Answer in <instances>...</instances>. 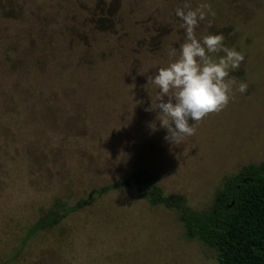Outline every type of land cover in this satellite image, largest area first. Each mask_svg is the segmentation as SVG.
Segmentation results:
<instances>
[{
	"label": "rangeland",
	"instance_id": "obj_1",
	"mask_svg": "<svg viewBox=\"0 0 264 264\" xmlns=\"http://www.w3.org/2000/svg\"><path fill=\"white\" fill-rule=\"evenodd\" d=\"M100 1L117 5L114 33L94 27ZM202 2L0 0V264H218L176 212L126 190L22 245L57 202L138 172L205 213L228 179L264 164V0H206L216 15L196 29L244 56L228 105L177 145L149 127L147 78L185 42L175 10Z\"/></svg>",
	"mask_w": 264,
	"mask_h": 264
},
{
	"label": "trees",
	"instance_id": "obj_2",
	"mask_svg": "<svg viewBox=\"0 0 264 264\" xmlns=\"http://www.w3.org/2000/svg\"><path fill=\"white\" fill-rule=\"evenodd\" d=\"M117 5L105 8L102 1L100 16L92 19L97 31L114 33ZM126 190L153 208L162 207L176 212L188 241H199L217 252L218 264H264V164L244 168L226 181L215 197L210 211L193 212L184 197L167 196L153 183L151 176L138 172L93 191L74 204L59 201L26 233L23 246L38 236L62 226L66 220L82 211L92 200H99L115 191ZM20 253V251H19ZM17 253L11 260L14 262Z\"/></svg>",
	"mask_w": 264,
	"mask_h": 264
},
{
	"label": "clouds",
	"instance_id": "obj_3",
	"mask_svg": "<svg viewBox=\"0 0 264 264\" xmlns=\"http://www.w3.org/2000/svg\"><path fill=\"white\" fill-rule=\"evenodd\" d=\"M215 15L206 0L195 8L189 3L178 7L175 16L184 29L185 42L179 49L169 47L168 65L147 78V88L157 90L145 109L156 114L149 127L155 132L159 125V129L166 131L164 139L170 144H180L194 135L198 122L221 111L234 95L236 80L230 72L239 68L244 61L243 54L226 47L222 34L196 35L200 22ZM246 90L247 85L242 82L235 88L240 93Z\"/></svg>",
	"mask_w": 264,
	"mask_h": 264
}]
</instances>
